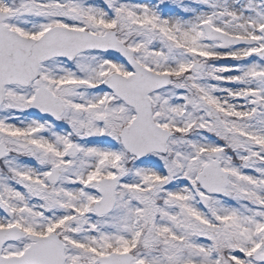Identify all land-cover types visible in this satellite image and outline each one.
<instances>
[{
	"label": "snow or ice",
	"instance_id": "1",
	"mask_svg": "<svg viewBox=\"0 0 264 264\" xmlns=\"http://www.w3.org/2000/svg\"><path fill=\"white\" fill-rule=\"evenodd\" d=\"M0 264H264V0H0Z\"/></svg>",
	"mask_w": 264,
	"mask_h": 264
}]
</instances>
